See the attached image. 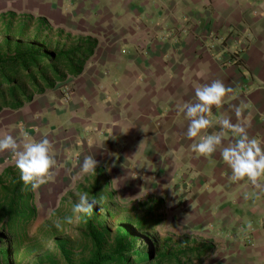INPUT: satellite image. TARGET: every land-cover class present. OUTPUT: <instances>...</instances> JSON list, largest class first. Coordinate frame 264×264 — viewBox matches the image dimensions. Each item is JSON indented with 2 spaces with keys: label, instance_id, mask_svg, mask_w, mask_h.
I'll return each mask as SVG.
<instances>
[{
  "label": "crops",
  "instance_id": "obj_1",
  "mask_svg": "<svg viewBox=\"0 0 264 264\" xmlns=\"http://www.w3.org/2000/svg\"><path fill=\"white\" fill-rule=\"evenodd\" d=\"M88 1L101 13L87 15L101 28L93 35L100 60L87 64L75 82L90 97L98 94L100 125L110 137L107 167L126 188H147L155 211L167 194L180 203L170 216L198 218L194 231L182 225L181 236L170 234L168 241H197L199 255L207 256L202 264H264V192L246 180L231 181L218 151L192 152L178 111L195 99L197 86L220 80L232 91L212 107L211 118L245 122L248 135L264 145V0Z\"/></svg>",
  "mask_w": 264,
  "mask_h": 264
},
{
  "label": "rangeland",
  "instance_id": "obj_2",
  "mask_svg": "<svg viewBox=\"0 0 264 264\" xmlns=\"http://www.w3.org/2000/svg\"><path fill=\"white\" fill-rule=\"evenodd\" d=\"M21 1L0 0V57L10 55L15 46L26 50L29 44H33L40 48V52L80 48L85 55L90 48L84 67L100 60L99 53H96L97 38L93 35L101 28L87 15L92 19L101 13L87 7L88 0H30L27 7L19 6ZM5 12H13L15 16L9 18ZM236 57L233 63L238 64ZM75 81V76L66 75L61 81H54L52 88L33 94L21 108L0 110V133H9L18 140L24 135L36 140L46 136L57 161L51 170V178L39 188L30 190L35 215L24 229L16 231L22 239L14 237L15 233L11 234L4 222H0V245L8 250L7 260L0 264H68L64 251L72 264L87 261L92 244L86 218L73 216L71 211L82 192L98 202V218L93 225L102 235L103 250L113 246L125 226L134 225L148 215L159 216V224L150 222L152 230H138L135 245L145 249L154 243L159 251L180 254L182 263H204L207 256L199 255L197 241L192 242L191 238L187 244H181V240L177 244L168 241L170 234L181 236L182 225L191 226L194 231L198 224L195 215L184 222L178 219L180 215L170 216V208L180 206V203L171 201L167 194L163 198V209L159 206L157 211L161 212L158 213L152 209L147 188L134 184L126 188L119 183L122 180H119V173L107 167L103 158L109 150L106 139L110 137L100 125L103 112L98 94L90 97V90L88 92ZM93 98L98 103L93 102ZM85 155H93L97 167L95 174L81 178L79 162ZM18 176L12 155L8 151L0 152V197L2 188ZM65 217H71L72 222L66 223ZM214 249L215 245L208 249L209 260Z\"/></svg>",
  "mask_w": 264,
  "mask_h": 264
},
{
  "label": "trees",
  "instance_id": "obj_3",
  "mask_svg": "<svg viewBox=\"0 0 264 264\" xmlns=\"http://www.w3.org/2000/svg\"><path fill=\"white\" fill-rule=\"evenodd\" d=\"M5 14L9 15V18L15 16L13 12ZM90 52L88 50L84 55L83 49L80 48L40 52V48L33 44H29L26 50L15 46L10 55L0 57V110H17L29 102L33 94L42 93L44 88H52L54 81H61L66 75L74 77L80 74ZM30 190V187L20 181L19 176L11 179L10 184L2 188L0 222L3 221L8 231L15 233L14 237L20 238L18 240L22 237L18 236L16 231L24 229L35 215ZM84 217L92 249L89 259L80 264H167L166 261L169 264H187L181 262L180 254L172 255L159 251L154 243L145 249H139L135 245L138 230H148L149 221L152 220L150 215L134 225L125 226L124 230L118 233L113 246L107 250H103L102 235L93 225L98 218L97 208L94 207L92 214ZM7 256L8 250L0 245V262L6 261ZM63 256L68 264H72L65 251Z\"/></svg>",
  "mask_w": 264,
  "mask_h": 264
},
{
  "label": "clouds",
  "instance_id": "obj_4",
  "mask_svg": "<svg viewBox=\"0 0 264 264\" xmlns=\"http://www.w3.org/2000/svg\"><path fill=\"white\" fill-rule=\"evenodd\" d=\"M231 91L220 80L197 86L194 89L195 99L178 106V111L187 121L185 135L193 140L189 147L194 153L211 156L218 151L230 169L231 181L246 180L254 189L264 192V145L248 135L245 122L233 123L224 114L216 118L210 116L212 107H220ZM235 116H241L240 107L235 108ZM208 129L216 130L209 134ZM4 151L14 158L20 181L33 190L51 178V170L57 165L53 146L46 136L36 140L24 135L18 140L9 133H0V152ZM96 167L94 156L85 155L79 162L80 177L95 174ZM247 198L248 194L244 193V199ZM97 205L96 199L82 192L71 209L72 215L89 216ZM65 222L71 223V217H65Z\"/></svg>",
  "mask_w": 264,
  "mask_h": 264
}]
</instances>
